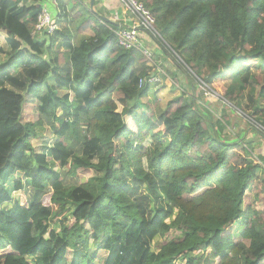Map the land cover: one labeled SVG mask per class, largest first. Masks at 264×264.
I'll use <instances>...</instances> for the list:
<instances>
[{
    "label": "trees",
    "instance_id": "obj_1",
    "mask_svg": "<svg viewBox=\"0 0 264 264\" xmlns=\"http://www.w3.org/2000/svg\"><path fill=\"white\" fill-rule=\"evenodd\" d=\"M25 1L0 0L13 51L0 62V264H264V170L229 116L237 109L249 135H264V79L244 77L264 75V0H138L170 61L162 80L187 83L155 121L158 106L142 102L153 85L138 88L151 68L117 45L119 28L98 18L95 1L90 9L87 0H54L57 28L41 36L43 5ZM62 63L71 73L58 72ZM250 84L257 90L248 96ZM201 85L234 109L203 103ZM46 126L49 154L31 145ZM90 170L102 177L62 186ZM150 176L168 209L148 212L133 200ZM12 178L21 197L8 213ZM25 187L40 201L28 202ZM172 230L180 236L165 239ZM156 237L164 238L157 250L145 249Z\"/></svg>",
    "mask_w": 264,
    "mask_h": 264
},
{
    "label": "rangeland",
    "instance_id": "obj_2",
    "mask_svg": "<svg viewBox=\"0 0 264 264\" xmlns=\"http://www.w3.org/2000/svg\"><path fill=\"white\" fill-rule=\"evenodd\" d=\"M36 1L37 0H29V3H27V5H32ZM47 8L50 10L52 16L55 17L54 14H53V12H54L53 11L54 10L53 6L50 3L47 5ZM74 11H75V9H73V12ZM76 22H78V20ZM76 22H74V24ZM81 34H86V33L82 32ZM3 36H5V35H3V34L0 35V44H1V47H2V48H0V62L5 61L8 57L11 56V54L13 52L11 50L12 48H11L10 40L5 38V37H3ZM3 41H5V42H3ZM149 47L151 48V46H149ZM151 50L153 52L152 58H151V62L146 60V63L149 65L148 67L151 68L150 71H148V73H155V70L157 71V68H158L160 71H164L165 74H166V70H167L166 67L169 65L170 61L165 56H164L165 58H163V56H160L159 55L160 53H159L158 50L157 51H154L153 49H151ZM167 61H169V62H167ZM63 64H65V63H62L61 66ZM258 73H260L262 75V78L264 79L263 72L261 70H259V72H258L257 69L248 70L246 72V74L244 75V77H246V79L250 81L253 78V76H256ZM14 75L18 79H22L18 73H14ZM232 83H234L233 80H229L226 83H224L222 87L227 88L230 85H232ZM159 85H161L159 87H163L160 92H156V90L158 89V86H154L153 85L152 88H151V91L153 90L152 91L153 94H151L150 97H148V98L142 99L143 103H146L147 101H150V102H152V105H154L155 107H156V105L158 106L157 109L154 111V116H153V120L154 121L156 120L158 115L162 112V110L164 108V104H165L166 101H168L170 99H173L176 96H179L181 91H182L181 90L182 86L184 87L185 90L187 89V84L181 83L179 78H176V80L175 79H171L170 81L162 80L161 84H159ZM253 87L254 86H252L251 84L246 86L245 94H248V96H249V95H251L253 93V95H255V89L257 90V88L254 87L255 89H253ZM199 91H202V90L200 88H197L196 89V94L197 93L199 94V97H200V99L203 102H205V103L209 102L210 103L211 100H217V101H219V104H221V103L222 104L221 105L215 104V107H218V108L222 109L223 105H227L231 109H234L231 105H229L228 103L220 100L215 95L212 96V95L206 94L204 91L199 93ZM219 91H221V89ZM218 93H220V92H218ZM22 95H23L24 102H25V104H27V106H31V105L34 104V100L31 97H29L28 94L23 93ZM243 99H245V97ZM242 106L247 112H251L250 104L247 101V99H245L242 102ZM234 110H235V113H231L229 115L230 116L231 129L234 131V134L235 135L236 134L240 135V133H242V132L246 133L247 129L249 131H251L252 128H248L249 127L248 123L250 121H248V119H245V117H243V115L237 109H234ZM50 129H51L50 127L46 126L45 130L42 131L41 134H39V137L37 139H35V140H32L31 145L35 147V151L36 152H40V153L43 152V153H48L49 154L50 146H51V144L53 143V140H54L53 134L50 131ZM237 137H239V136H237ZM245 137H247V136L245 135ZM246 139L249 142H251L250 149L252 150L253 159L256 160L258 163H260V167L262 169H264L263 161L262 160L258 161V159H257V158H260L259 154L257 153V151H258L259 147L262 144H264L263 143L264 135L263 136L261 135V139L260 138H256L257 139L256 142L255 141L254 142L250 141V139H252V138H246ZM102 174L103 173L92 172L91 170L90 171H86V172H80L79 171L77 177L66 178L63 182L66 185L77 184V182L78 183H82V182L90 179L91 177H93V175L95 177H102ZM128 181H129V185H130V180H128ZM47 187H49V188H47ZM50 187L52 188V185L51 186L49 184L46 185V189L50 190ZM54 187L55 186H53V189H54ZM131 187H133V186H131ZM250 190H252V189H250ZM133 191H135L134 194H131L133 200L136 201V202L141 203L144 206H146V208L148 209V212L149 211L151 212L152 210H156V209H165V210L168 209V205H169L168 204V199L166 198V195H165V193H164V191L162 189V186L160 185L159 181L157 179H154L152 176H150V179H147L141 185H137L136 188ZM28 194H29V192H26L25 195L23 194L26 197V200L27 199L28 200L30 199L29 201L37 200L38 195H30L28 197L27 196ZM16 195H18L17 199L19 200L20 197H21V192L17 193ZM258 203H259L258 210L263 211L262 209H263L264 205L261 204L260 201H258ZM10 206H12V205H9V207ZM9 207L6 206V207H3V209L10 210ZM173 214L174 215L172 216V220L175 218V215L177 213L174 212ZM168 221H170V220H168ZM179 236H180V234L177 231L172 230L170 235H168L165 239H168V238H171V237H179ZM102 239H103V235H102ZM163 240H164V238L162 239L160 237H156L154 240H152L150 242V245L145 243L146 246H147V247H145V249L147 248V249H150V251H156L157 248L159 247V244ZM79 246H80L79 248L81 249V245H79ZM244 250H246L245 247H244ZM177 264H184V262L178 261Z\"/></svg>",
    "mask_w": 264,
    "mask_h": 264
},
{
    "label": "built area",
    "instance_id": "obj_3",
    "mask_svg": "<svg viewBox=\"0 0 264 264\" xmlns=\"http://www.w3.org/2000/svg\"><path fill=\"white\" fill-rule=\"evenodd\" d=\"M121 3L128 12L134 17V21L131 27L129 28H119L118 30L113 31L114 36L117 40V45L123 50H136L144 58L151 62L152 58V47L148 43L159 38L157 31L154 28L155 19L153 15L149 12L145 6L138 0H117ZM54 18L47 8L46 3L43 5L40 14L37 17V22L34 28V34L40 35L42 33L52 34L57 28ZM145 35V38L143 37ZM146 37L148 39H146ZM0 48L1 44H0ZM148 65V64H147ZM149 66V65H148ZM166 76L163 71H160L157 68L155 73H147L143 78L139 79L138 88H142L144 85H159L162 82V77ZM200 89L206 94L216 96V93L211 91L205 85H201Z\"/></svg>",
    "mask_w": 264,
    "mask_h": 264
},
{
    "label": "crops",
    "instance_id": "obj_4",
    "mask_svg": "<svg viewBox=\"0 0 264 264\" xmlns=\"http://www.w3.org/2000/svg\"><path fill=\"white\" fill-rule=\"evenodd\" d=\"M53 1L54 0H37L34 4H32V5H44L45 3H46V6L50 3L52 6H53V14H54V16L56 17L57 15H56V13H57V10H56V8L54 7V5H53ZM88 1V3H89V5H90V9H91V5H92V9H93V3L94 2H92V1H95L96 2V6L94 7L95 8V10H97V12L96 13H99V14H101V15H103V16H105L108 20H110L112 23H114V24H116L117 25V27L118 28H121V27H123V28H129V27H131L132 26V24H133V21H134V17L128 12V10L121 4V3H119L117 0H110L111 2H109V0H87ZM45 2V3H44ZM27 3H29V0H27V1H25L24 2V5L25 6H31V5H27ZM68 12H69V14L70 15H72L74 12H73V8H72V6L70 5V6H68ZM58 14V13H57ZM74 15V14H73ZM5 35V36H3V37H5V38H7V39H9L10 40V42L12 41V39H10V38H8L7 36H6V34L4 33V32H2V31H0V35ZM3 42H5V41H3ZM149 44H151V47H152V49L154 50V51H157V50H159V49H157L156 50V48H157V45H156V42H154V41H152V42H150V43H148V45ZM156 45V46H155ZM160 51V50H159ZM160 53H162V52H160ZM71 71H72V69H71V65L69 64V63H65V64H63L62 66H60L59 67V69H58V72H60V73H64V74H67V73H71ZM186 83V82H185ZM187 84V83H186ZM202 101V100H201ZM203 102V101H202ZM203 103H205V102H203ZM51 129H52V126H51ZM50 129V131L52 132V134H53V130H51ZM234 132V131H233ZM249 133H250V131L247 129L246 130V133L244 132V136L246 135V136H248L247 138H252V139H250V141H252V142H256L257 141V139H256V137H254V135L252 134V135H249ZM263 141V140H262ZM263 143H264V141H263ZM257 153L259 154V157L262 159V161H263V163H264V144H262L260 147H259V149H258V151H257ZM262 163V164H263ZM264 170V169H263ZM14 181H15V179L14 178H12L11 179V182H10V185H9V187H10V190H11V202H9V203H6V204H4L3 205V207H9V205H12V206H10L9 208H10V210H6L8 213H11V211L13 210V208H14V204L17 202V198H18V195H16L17 193H19V192H15L13 189V183H14ZM79 183L77 182V184H72V185H66L64 182H62V186L63 187H68V186H73V185H78ZM50 186H51V184H49ZM47 188H49V187H47ZM52 188L50 187V190H51ZM26 192H29V194L27 195L28 197L30 196V195H38V198H37V200H35V201H37V202H39L40 201V198H41V194H38V193H36L35 191H33L31 188H29V187H25L24 188V193L26 194ZM15 196V197H14ZM28 200V199H27ZM30 200V199H29ZM28 200V202H35V201H29Z\"/></svg>",
    "mask_w": 264,
    "mask_h": 264
},
{
    "label": "water",
    "instance_id": "obj_5",
    "mask_svg": "<svg viewBox=\"0 0 264 264\" xmlns=\"http://www.w3.org/2000/svg\"><path fill=\"white\" fill-rule=\"evenodd\" d=\"M92 2H93V1H92ZM91 9H92V5H91ZM96 14H97L98 18H99L102 22L117 26L116 24H114V23H112L110 20H108L105 16H103V15H101V14H99V13H96Z\"/></svg>",
    "mask_w": 264,
    "mask_h": 264
}]
</instances>
